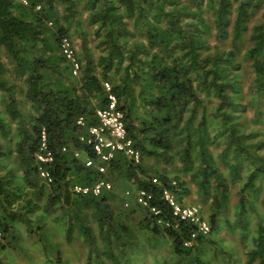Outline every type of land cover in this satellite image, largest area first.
I'll list each match as a JSON object with an SVG mask.
<instances>
[{"label": "trees", "instance_id": "16d2710c", "mask_svg": "<svg viewBox=\"0 0 264 264\" xmlns=\"http://www.w3.org/2000/svg\"><path fill=\"white\" fill-rule=\"evenodd\" d=\"M27 1L0 0V49L16 81L8 82L0 60V91L8 99L0 109V264H10L16 254L31 260L29 249L18 243L20 224L40 245L37 257L43 264H63L56 232L70 247L81 236L78 245L87 248L89 261L98 259L95 264H132L134 250L142 246L126 239L132 230L166 237L178 264H210L192 252L221 229L222 212L223 224L238 229L240 242H249L246 264H264V12L248 26L264 0H85L90 33L103 53L94 59L84 37V61L76 77L59 42L69 36L73 22L79 25L77 0ZM212 29L216 41L211 43ZM246 65L253 84L244 88ZM103 81L112 84L128 134L142 155L151 150L167 162L185 140L179 153L186 170L199 161L192 180L214 207L207 219L209 237L184 246L193 227L172 218L160 197L172 178L164 169L148 174L142 163L135 166L122 154L107 174L120 171L152 192L151 203L163 210L168 226L135 204L129 205L135 206L132 212L145 213L128 230L118 222L120 212L113 211L114 196L106 194L111 191L97 196L72 191L98 175L61 147L85 150L76 120L82 115L92 120L95 107L105 103ZM19 105L31 109L24 114ZM43 127L55 153L46 166L53 178L49 185L37 172ZM151 176L159 177L163 187L146 178ZM174 179L178 199L187 203L189 190ZM233 194L237 201L230 221Z\"/></svg>", "mask_w": 264, "mask_h": 264}, {"label": "rangeland", "instance_id": "374dc122", "mask_svg": "<svg viewBox=\"0 0 264 264\" xmlns=\"http://www.w3.org/2000/svg\"><path fill=\"white\" fill-rule=\"evenodd\" d=\"M78 3V19H79V25L73 22L71 26H69V37L76 49L77 57L82 62L84 57V52L80 53L78 50V46L80 41L82 42L84 37H87L86 44H89V50L94 59L98 57L101 53V48H98L95 46V43H97L98 40L93 39L92 33H90V25L88 23L87 17V11L84 10L85 7V0H77ZM264 12V2H262L259 7L254 12L253 16L254 18L251 19L248 26H250L256 22H258ZM207 15V14H206ZM53 27V25L51 26ZM250 31V30H248ZM213 33H215V30L212 29V35L209 36V42L216 41L213 37ZM246 38V37H245ZM244 47V45H243ZM244 48L241 49V52H243ZM0 60L4 62L5 66V78L8 80L10 84L16 83L14 74L12 72V63H10V59L5 57L4 53L2 52V49H0ZM83 64V62H82ZM247 66L243 68L244 71L242 84L243 87H247L251 84H253V76L252 74H249L247 72ZM11 72V73H9ZM242 75V71H241ZM19 86L16 87L15 92L18 93ZM249 99V96H247ZM0 99L2 101L6 100L8 101L6 95L2 91H0ZM0 100V109H3V102ZM5 101V102H6ZM27 105H19L20 110L24 114L29 112V106ZM31 109V108H30ZM32 112L34 110L32 109ZM142 112V111H141ZM31 113V111H30ZM263 124V123H262ZM262 126V125H261ZM259 127V126H258ZM212 127L209 128V136L213 134ZM2 142V141H1ZM185 145V140H181L178 145H176L174 148V156L173 158L169 159L166 158L167 162H165L164 159L156 158L153 153H150V149L148 148L149 152H145L143 154V160L142 165H146V161L151 160L153 164H151V174H154L157 170L162 171V169L165 170V173L171 177L175 178L178 177V180L182 183L183 187L185 189L189 190L190 197L186 198V202L190 204H196L199 206L201 210V214L208 219V216L211 214V212L214 210V207L212 206L211 202L209 201L206 196H203L201 194L200 186L196 185V181H193V177L195 174H197L196 168L199 166V161L195 160L194 156L193 160L194 167L188 168L186 170V167L188 166L184 160L183 156L179 153L181 151V146ZM153 148V147H152ZM212 148V146H211ZM154 161V162H153ZM182 164L184 166H182ZM110 174V173H109ZM114 179H110V181L113 183V190L116 193H113V198L111 199L112 202H114L115 206L113 207V211L115 214L117 212H120V217L118 218V222L122 225L126 226L128 230H132V228H136L138 226L139 221L144 215V211L142 209L135 210V212H132V208H135V206H124L125 200L130 201L129 205H135L133 202L132 196H125L124 191L125 190H131L134 191L136 188L135 184H127V179L122 175L120 172H112L111 173ZM110 174V175H111ZM107 177L108 174H107ZM111 178V177H110ZM129 182V181H128ZM181 185V186H182ZM182 187V188H183ZM113 192V191H112ZM107 196L110 198V192L106 193ZM188 195V194H187ZM186 195V196H187ZM185 196V197H186ZM237 199L232 195V198L229 203V209L227 212L228 219L230 221L233 220V208L234 204L236 203ZM117 211V212H116ZM223 216L224 213L222 212L221 215V229L220 230H213V232L210 234V241L204 243L201 245L199 250H193L192 254L199 255L200 258H204L209 261L210 264H246V250L250 248L249 242H246L247 245L239 241V233L238 229H231V225L226 226V224H223ZM231 223V222H230ZM21 227V232L19 234L18 243L20 245L25 246L29 249V254L31 257V260H27V258L21 254H16L17 257H15V260L10 262V264H43V259H38V255H40V245L35 244V238L34 236H28L26 234V226L19 225ZM254 227V226H251ZM253 228H251L252 230ZM77 232L74 233V237L76 238ZM56 241L58 242V248L61 251V255L63 259L61 262L67 263L71 261L73 264H95L96 261H98L95 256H92V262L89 261L87 258V248L82 247L78 245V243H81V236H77V238L74 240L73 247H70L65 240L63 233H55L54 234ZM134 237V239H131ZM126 239L134 245L135 243H141V251L139 248H136L133 254L132 264H178L177 258L175 255L171 252V247L169 245V240L163 236L160 235H154V234H146L142 233L138 230V232L135 234V232L132 230V235L129 236ZM205 242V241H204ZM19 250V249H17ZM20 252V251H19ZM31 252L33 256H31ZM106 264H109V262H106Z\"/></svg>", "mask_w": 264, "mask_h": 264}, {"label": "built area", "instance_id": "2783aa9c", "mask_svg": "<svg viewBox=\"0 0 264 264\" xmlns=\"http://www.w3.org/2000/svg\"><path fill=\"white\" fill-rule=\"evenodd\" d=\"M27 4V0H19ZM39 8V6H37ZM51 24V23H50ZM60 52L66 62L69 64L73 76L80 75L82 62L77 57L76 49L69 36H64L59 42ZM105 92V103L94 109V120L79 116L76 125L81 129L78 134V141L83 143L85 153L91 152L93 157L86 156L83 163L86 167H93L98 177L89 185L75 184L72 191L78 194L100 195L103 191H113V183L107 177V168L117 154H122L131 164L137 166L142 163L143 155L139 148L135 146L134 139L129 136L125 125V114L118 104V97L113 86L108 81H103ZM47 133L43 127L39 135L38 151L36 153L37 172L40 179L47 185L52 183L53 178L47 165L54 162L55 153L50 148L47 140ZM69 145L61 147L62 152H67ZM82 151L74 150L73 155L80 158ZM141 176V174H139ZM154 184L161 185L159 177H146ZM171 185L163 187L161 190V199L165 202L172 218L185 221L193 229L189 236L183 241V245L191 247L194 241L199 237H207L211 233V227L208 220L201 214L198 205L181 202L179 197L178 182L171 179ZM136 185V184H135ZM124 195L132 196L134 204L140 206L152 215L158 224L164 223L168 226L170 223L162 217L163 210L157 205L151 203L153 193L143 187H137L133 191L125 190ZM130 201L125 200L124 206H129ZM165 216V214H164ZM1 238V233H0Z\"/></svg>", "mask_w": 264, "mask_h": 264}, {"label": "crops", "instance_id": "0c3cea01", "mask_svg": "<svg viewBox=\"0 0 264 264\" xmlns=\"http://www.w3.org/2000/svg\"><path fill=\"white\" fill-rule=\"evenodd\" d=\"M83 39H84V38H83ZM83 44H84L83 40H82V42L80 41L79 46H78V49H79L78 51H79L80 53H83V52L85 51V50L82 48ZM86 46L89 47V44H86ZM83 61H84V60H82V62H83ZM0 100L2 101V99H0ZM5 101H6V100H5ZM2 102H3V101H2ZM93 103H95V102H93ZM3 104H4V103H3ZM27 106H28V105H27ZM27 106H26V107H27ZM96 107H97V106H96ZM141 111H142V110H140V113H141ZM142 112H143V111H142ZM31 115H34V112H32V110H31ZM92 120H94V113H93V119H92ZM69 150L72 151V154H73V151L76 150V149H73L72 147L69 146ZM69 150H68V151H69ZM78 150H79V149H78ZM117 155H118V154H117ZM117 155H116V156H117ZM73 156H74V155H73ZM86 156H87V154H86L84 151H82L81 156H80V159H78V160L83 164V160H84V158H85ZM115 158H116V157H115ZM146 163H147V164L144 165V170L146 171V173L151 174V172H150V171H151V164H153V163H152L151 160L146 161ZM114 172H120V171H114ZM111 173H112V172H111ZM111 173H110V174H111ZM120 173H121V172H120ZM110 174L108 173V176H109L108 178H109V180H110V179H114L113 176H112V174H111V175H110ZM122 175H123V174H122ZM110 177H111V178H110ZM130 181H131V182H128V181H127V184H133V182H134L133 179H131ZM112 182H113V181H112ZM134 183H135V182H134ZM135 189H136V188H135ZM133 192H134V191H133ZM110 193L113 194V193H116V192L113 190V192L111 191ZM190 196H191V195L188 194L185 198L190 197Z\"/></svg>", "mask_w": 264, "mask_h": 264}]
</instances>
